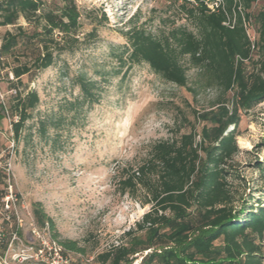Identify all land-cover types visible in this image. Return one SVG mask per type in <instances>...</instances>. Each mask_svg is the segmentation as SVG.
Wrapping results in <instances>:
<instances>
[{
  "label": "rangeland",
  "instance_id": "rangeland-1",
  "mask_svg": "<svg viewBox=\"0 0 264 264\" xmlns=\"http://www.w3.org/2000/svg\"><path fill=\"white\" fill-rule=\"evenodd\" d=\"M76 2L82 13L81 42L53 65L21 78L20 87L36 90L40 100L19 139L14 136L8 111L13 96L9 89L17 82L10 71L17 61L14 55L4 61L7 67L0 80V114L1 105L5 114L0 125V223L6 213L15 220L12 217L5 226L0 264H48L55 250L49 255L48 249L41 256L36 254L37 248L63 239L75 240L84 249L78 252L61 245L67 264H100L97 255L117 243L150 208L121 192L119 180L124 170L143 162L158 140L195 131L199 142L204 124L199 114L217 108L221 99L228 100L230 107L235 101L233 91L224 94L217 84L209 86L186 56L180 61L187 68V86L164 79L148 63L129 61L127 32L134 26L161 40L179 27L197 32L194 18L182 7L184 0ZM263 6L264 0H257L251 12L255 15ZM20 23L27 25L24 19ZM14 29L13 25L0 27V41L6 31ZM256 29L252 18L248 33L254 36ZM122 54L124 62L119 61ZM258 59L259 54L254 53L246 62L248 74L260 66ZM79 76L96 80L100 96L98 101L71 109L68 102L81 96L76 82ZM240 116L236 129L240 152L226 169L239 208L245 201L254 205L264 202V179L258 168L264 164V101L243 108ZM42 120L47 125L45 133ZM8 177L19 199L5 212L2 192ZM35 202L53 218L57 239L48 226L37 222Z\"/></svg>",
  "mask_w": 264,
  "mask_h": 264
},
{
  "label": "trees",
  "instance_id": "trees-1",
  "mask_svg": "<svg viewBox=\"0 0 264 264\" xmlns=\"http://www.w3.org/2000/svg\"><path fill=\"white\" fill-rule=\"evenodd\" d=\"M213 1L184 0L182 7L194 18L197 32L179 27L164 40L137 26L127 32L131 63H148L164 79L187 86V68L180 61L186 56L209 86L217 84L224 94L233 91L235 101L230 107L221 99L217 108L199 114L204 122L199 142L195 131L158 140L143 162L124 170L121 192L150 208L117 243L97 255L100 264H264V202L245 201L239 208L226 170L240 152L236 129L241 110L264 101V6L254 15L251 9L257 0H222L211 8ZM252 18L257 23L253 40L247 30ZM9 25L15 29L0 41V72L7 67L6 57L14 55L17 62L10 72L17 82L9 89L13 96L8 111L19 139L40 100L36 90L20 87L21 78L48 68L78 46L82 13L76 0H0V27ZM254 53L259 54L260 66L248 74L246 62ZM123 54L119 61L124 62ZM76 82L81 96L68 102L71 109L98 101L96 80L79 76ZM1 109L3 118L4 106ZM41 124L45 133L46 122ZM258 168L264 179V164ZM33 211L37 222L48 226L57 239L55 222L40 202L34 203ZM58 242L65 249L84 251L75 240Z\"/></svg>",
  "mask_w": 264,
  "mask_h": 264
},
{
  "label": "built area",
  "instance_id": "built-area-1",
  "mask_svg": "<svg viewBox=\"0 0 264 264\" xmlns=\"http://www.w3.org/2000/svg\"><path fill=\"white\" fill-rule=\"evenodd\" d=\"M221 2H222V0H214L213 2L209 3V6L211 8H214V6H218ZM253 39H255V37L252 38V40ZM2 59L3 58L0 56V62L2 61ZM0 73H1V75H0V80H1V78L3 77V74H4V70H1ZM13 78H14V75L12 74L11 79H13ZM12 93H16V90L13 89ZM1 98H2V101H4V95L2 93H1ZM17 119H18V117L15 116L14 120H17ZM8 166H10V165L8 164ZM6 181L7 182H6L5 190L2 192V195H3L2 196V201H3L2 206L4 207L5 212H9L13 208V206L16 205V202L19 198H18L17 193L14 192V187H13V184L11 182L10 177H8ZM0 217H2V216H0ZM12 217H14V216L10 215V213H6L5 216L3 215L2 222L0 223V245L2 244L1 239L4 238V236H5V227L4 226L8 225L11 222V219L13 220ZM14 234L17 235V230L14 231ZM48 249H50L51 251L49 252ZM52 249L55 250L54 257H52L50 259L51 261L48 262V264H63V263L67 264V262H68L67 257H64L62 255V246H61V244H56V242H53V245H51V246L47 245V246L38 247L36 250V254L42 256L45 253L47 254L49 252L48 254L51 255Z\"/></svg>",
  "mask_w": 264,
  "mask_h": 264
},
{
  "label": "crops",
  "instance_id": "crops-1",
  "mask_svg": "<svg viewBox=\"0 0 264 264\" xmlns=\"http://www.w3.org/2000/svg\"><path fill=\"white\" fill-rule=\"evenodd\" d=\"M1 120H2V118L0 119V125H1Z\"/></svg>",
  "mask_w": 264,
  "mask_h": 264
}]
</instances>
